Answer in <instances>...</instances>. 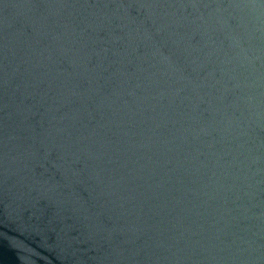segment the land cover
Returning a JSON list of instances; mask_svg holds the SVG:
<instances>
[{"label":"water","instance_id":"95a60500","mask_svg":"<svg viewBox=\"0 0 264 264\" xmlns=\"http://www.w3.org/2000/svg\"><path fill=\"white\" fill-rule=\"evenodd\" d=\"M0 264H264V0H0Z\"/></svg>","mask_w":264,"mask_h":264}]
</instances>
